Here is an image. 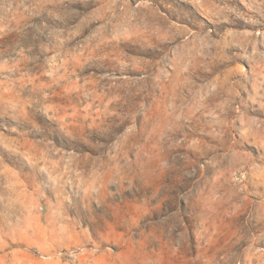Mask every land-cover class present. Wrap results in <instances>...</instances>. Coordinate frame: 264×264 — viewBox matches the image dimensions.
<instances>
[{
  "label": "rangeland",
  "instance_id": "obj_1",
  "mask_svg": "<svg viewBox=\"0 0 264 264\" xmlns=\"http://www.w3.org/2000/svg\"><path fill=\"white\" fill-rule=\"evenodd\" d=\"M0 264H264V0H0Z\"/></svg>",
  "mask_w": 264,
  "mask_h": 264
}]
</instances>
